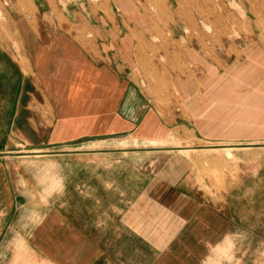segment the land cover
I'll return each instance as SVG.
<instances>
[{
    "label": "crops",
    "instance_id": "obj_1",
    "mask_svg": "<svg viewBox=\"0 0 264 264\" xmlns=\"http://www.w3.org/2000/svg\"><path fill=\"white\" fill-rule=\"evenodd\" d=\"M62 1L0 0L21 21L26 61L0 47L11 131L0 145V264H222L239 231L241 172L264 149V87L240 96L200 76L171 106L153 103L128 68L131 21L107 13L88 35L47 37L40 12ZM66 3L78 18L110 6ZM32 87L49 117L30 114Z\"/></svg>",
    "mask_w": 264,
    "mask_h": 264
},
{
    "label": "rangeland",
    "instance_id": "obj_2",
    "mask_svg": "<svg viewBox=\"0 0 264 264\" xmlns=\"http://www.w3.org/2000/svg\"><path fill=\"white\" fill-rule=\"evenodd\" d=\"M102 1L110 3V13L106 6L105 13H79L84 15L82 18L72 12L78 6L66 3L67 0L56 11L47 6L40 12V28L47 37L71 31L81 37L91 33L88 21L102 14L108 13L117 21H131L128 68L137 75L146 98L165 108L176 101L178 87L185 80L194 83L195 78L199 82L200 76L207 84L233 87L240 96L257 86L264 87V0ZM10 15L15 16L0 10V47L24 65V44L17 27L21 21L12 20ZM68 20L75 25L68 24ZM7 72L8 65L0 56V145L5 132L10 131V97L4 91L10 83L4 76ZM31 91L30 114L49 117L51 109L39 105L45 100L44 91L39 87H32ZM29 100L30 96L23 97L24 104ZM255 151L253 164L241 172L239 186L244 185L238 189L235 203L239 231H232L226 241L222 264H264V149ZM206 163L214 164L211 159Z\"/></svg>",
    "mask_w": 264,
    "mask_h": 264
}]
</instances>
